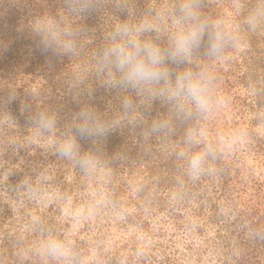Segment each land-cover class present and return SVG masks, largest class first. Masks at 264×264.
Returning a JSON list of instances; mask_svg holds the SVG:
<instances>
[{
    "label": "trees",
    "instance_id": "1",
    "mask_svg": "<svg viewBox=\"0 0 264 264\" xmlns=\"http://www.w3.org/2000/svg\"><path fill=\"white\" fill-rule=\"evenodd\" d=\"M134 2L144 11L171 0ZM203 2L206 12L216 17L233 12L237 3L247 12L260 0ZM62 14L66 0H0V115L4 106L17 114L25 112V125L31 128L36 113L54 114L58 135L72 124L84 103H91L108 119L118 118L120 111L116 93L100 87L94 77L88 80L94 88L91 97L78 99L80 89L73 86L77 73L92 63L116 14L106 6L73 18L86 29L79 38L78 55H58L39 45L32 25L42 16ZM119 19L127 17L120 14ZM212 70L216 103L206 117L177 122L167 136H145L154 119L169 114L167 106L157 101L147 110L142 108L131 122L122 120L101 141L81 138L80 143L83 151L98 155L109 201L131 222L145 230L147 212L164 209L169 194L178 195L180 202L197 200L201 204L197 217H206L211 224L226 216L232 219L228 239L235 264H264V29L243 30L239 44L227 48ZM190 126L205 129L207 142L216 149L197 179L186 174L185 162L177 155ZM72 165L76 176L90 179ZM60 182L63 186L62 178ZM88 182L96 191L94 181ZM79 199L83 205L93 202L90 194ZM197 230L204 232L202 226ZM75 253L74 264H81L85 256L81 244H75ZM112 253L106 264H120L124 247Z\"/></svg>",
    "mask_w": 264,
    "mask_h": 264
},
{
    "label": "clouds",
    "instance_id": "2",
    "mask_svg": "<svg viewBox=\"0 0 264 264\" xmlns=\"http://www.w3.org/2000/svg\"><path fill=\"white\" fill-rule=\"evenodd\" d=\"M106 6L116 14L114 22L94 53L92 63L77 73L73 86L80 89L78 99L91 97L94 88L88 80L94 77L100 87L116 93L118 118L108 119L94 105L84 103L72 124L58 135L55 115L42 111L31 117V135L27 137L28 142L46 141L43 145L46 150L72 162L89 178L102 173L103 166L97 154L82 150L81 138L99 142L122 120L131 122L142 108L147 110L157 101L167 106L169 114L154 119L145 129V136H167L177 122L206 117L216 103L212 70L215 62L227 48L239 44L243 30L264 29V0L247 12L237 3L233 12L216 17L206 12L203 0H171L160 6L149 5L144 11L137 9L134 0H66V14L36 19L32 32L44 50L78 55L79 38L86 29L73 18L99 12ZM120 14L127 19H119ZM0 123H11V119L5 116ZM201 144L206 146L200 148ZM215 151L214 145L207 142L206 130L197 131L190 126L184 147L177 155L185 162L186 174L197 179L207 169L209 157ZM39 183L40 178L35 185L25 181L30 198H38ZM90 195L92 204L73 210L75 224L92 219L103 203L102 192L94 190ZM60 199L68 204L72 201L68 193L61 194ZM41 224V218H35L34 225L40 234L30 251L41 264H74L73 232L58 234L41 228Z\"/></svg>",
    "mask_w": 264,
    "mask_h": 264
},
{
    "label": "rangeland",
    "instance_id": "3",
    "mask_svg": "<svg viewBox=\"0 0 264 264\" xmlns=\"http://www.w3.org/2000/svg\"><path fill=\"white\" fill-rule=\"evenodd\" d=\"M5 116L11 123H0V264H41L30 251L40 234L34 225L37 217L45 230L73 232L75 244L85 250L81 264H106L121 246L125 253L120 264H235L228 239L231 218L226 216L219 224H211L206 217L196 216L201 206L197 200L180 202L172 193L164 209L156 214L155 209L147 212L148 227L144 230L109 201L102 173L88 181L93 180L97 193H103V203L92 219L75 224L73 210L93 203L79 204V198L93 191L92 185L87 178L76 176L72 162L46 150V141H27L31 128L25 125V112L17 114L4 106L0 118ZM38 178L39 196L30 198L25 181L35 185ZM63 193L71 195L70 204L60 199ZM200 226L204 228L202 234L197 230Z\"/></svg>",
    "mask_w": 264,
    "mask_h": 264
}]
</instances>
